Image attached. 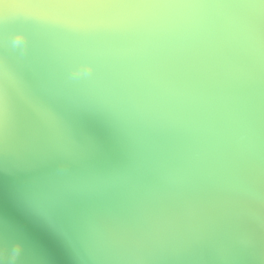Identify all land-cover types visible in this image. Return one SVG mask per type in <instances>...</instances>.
I'll list each match as a JSON object with an SVG mask.
<instances>
[{"label":"water","instance_id":"1","mask_svg":"<svg viewBox=\"0 0 264 264\" xmlns=\"http://www.w3.org/2000/svg\"><path fill=\"white\" fill-rule=\"evenodd\" d=\"M65 2L0 0V264H264V46L196 79Z\"/></svg>","mask_w":264,"mask_h":264},{"label":"clouds","instance_id":"2","mask_svg":"<svg viewBox=\"0 0 264 264\" xmlns=\"http://www.w3.org/2000/svg\"><path fill=\"white\" fill-rule=\"evenodd\" d=\"M60 6L71 13L32 14L103 35L196 79L222 78L248 45L264 46L245 5L228 0H66Z\"/></svg>","mask_w":264,"mask_h":264}]
</instances>
